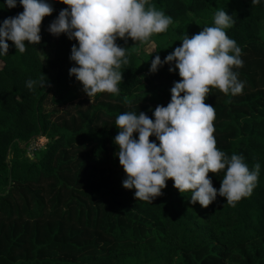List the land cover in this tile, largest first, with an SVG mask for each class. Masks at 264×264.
Returning a JSON list of instances; mask_svg holds the SVG:
<instances>
[{
  "label": "trees",
  "instance_id": "16d2710c",
  "mask_svg": "<svg viewBox=\"0 0 264 264\" xmlns=\"http://www.w3.org/2000/svg\"><path fill=\"white\" fill-rule=\"evenodd\" d=\"M49 3L54 11L42 20L40 43L26 42L20 53L8 41V53L0 56V264H229L236 249L245 253V264H264V0H150L173 23L141 43L154 46L148 65L140 42L117 38L129 60L120 69L118 94L84 98L76 91L81 82L69 75L78 42L47 30L68 6ZM218 8L234 21L226 33L241 48L243 66L234 71L244 87L236 95L211 88L205 103L214 106L217 148L242 154L250 169L259 163L258 183L234 204L219 194L207 207L193 204L172 179L153 201L138 200L136 190L122 184L116 116L143 111L154 119L155 106L167 105L182 78L167 63L151 72V60H163L186 35L211 26ZM22 11L19 2L8 8L0 0V22ZM51 45L48 66L41 51ZM41 78L44 85L26 86ZM49 96L56 109H45ZM39 137L48 143L31 159L26 145ZM208 175L218 189L224 170Z\"/></svg>",
  "mask_w": 264,
  "mask_h": 264
},
{
  "label": "clouds",
  "instance_id": "9594fccd",
  "mask_svg": "<svg viewBox=\"0 0 264 264\" xmlns=\"http://www.w3.org/2000/svg\"><path fill=\"white\" fill-rule=\"evenodd\" d=\"M19 2L23 11L0 22V56L8 53L12 41L20 53L28 44L41 41V23L54 8L49 0H4L8 8ZM261 0H251L252 4ZM67 5L49 24L48 31L75 39L70 60L75 64L69 75L81 82L84 92L92 97L99 92L118 94L122 80V65H127L128 49L116 43L117 38H132L144 43L152 34L161 33L173 23L170 15L156 9L150 0H62ZM234 23L232 15L218 8L213 24L192 36L186 35L181 45L162 60L159 55L151 60L150 71L163 64L182 78L170 89L166 106L157 105L153 118L145 112L126 111L116 116L119 129L114 137L126 178L125 188L135 189L138 200L153 201L162 195L168 179L182 194L190 192V202L207 207L225 197L234 204L250 196L258 183L260 164L250 169L242 154L230 156L216 146L213 135L214 106L205 103L211 88L225 94H240L244 82L234 68L243 66L241 48L230 38L226 29ZM174 62V66L173 65ZM39 81L28 80L31 89ZM183 93V95H181ZM138 133V137L133 134ZM155 136L159 141H150ZM224 170L221 185L213 186L208 173Z\"/></svg>",
  "mask_w": 264,
  "mask_h": 264
},
{
  "label": "rangeland",
  "instance_id": "374dc122",
  "mask_svg": "<svg viewBox=\"0 0 264 264\" xmlns=\"http://www.w3.org/2000/svg\"><path fill=\"white\" fill-rule=\"evenodd\" d=\"M261 27L264 31V22L261 23ZM154 50V46L148 45V46H143L141 43L138 46V51L140 52L141 60L142 63L147 66L148 65V54L151 51ZM52 54H53V45L43 49L41 51V56L43 61L48 65L51 66V59H52ZM77 93L81 98H84L87 96V94L83 90V86L77 87L76 88ZM57 106L56 104L52 101V97L49 96L48 100L45 103V109L46 110H52L56 109ZM48 143L47 138H41L39 140L38 138L35 140H32L30 143L26 145V150H27V155L31 159H35L38 157L39 152L41 150H44L46 148V145ZM244 258H245V253L240 251L239 249H236L233 251V255L228 259L229 264H245L244 263ZM179 260L176 258V263H178Z\"/></svg>",
  "mask_w": 264,
  "mask_h": 264
},
{
  "label": "built area",
  "instance_id": "2783aa9c",
  "mask_svg": "<svg viewBox=\"0 0 264 264\" xmlns=\"http://www.w3.org/2000/svg\"><path fill=\"white\" fill-rule=\"evenodd\" d=\"M41 138H46V137H39L38 139L41 140ZM37 139V138H36ZM35 140V139H34Z\"/></svg>",
  "mask_w": 264,
  "mask_h": 264
}]
</instances>
